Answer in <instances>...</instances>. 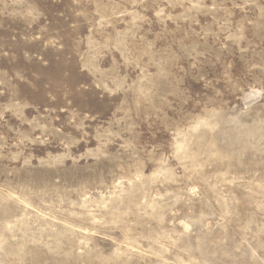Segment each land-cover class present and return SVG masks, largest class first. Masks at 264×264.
Here are the masks:
<instances>
[{
	"label": "rangeland",
	"instance_id": "obj_1",
	"mask_svg": "<svg viewBox=\"0 0 264 264\" xmlns=\"http://www.w3.org/2000/svg\"><path fill=\"white\" fill-rule=\"evenodd\" d=\"M0 264H264V0H0Z\"/></svg>",
	"mask_w": 264,
	"mask_h": 264
}]
</instances>
